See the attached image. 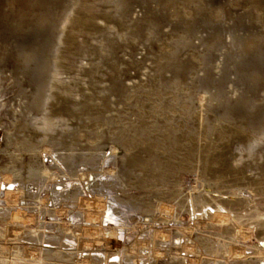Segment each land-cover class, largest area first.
Here are the masks:
<instances>
[{
  "label": "rangeland",
  "instance_id": "obj_1",
  "mask_svg": "<svg viewBox=\"0 0 264 264\" xmlns=\"http://www.w3.org/2000/svg\"><path fill=\"white\" fill-rule=\"evenodd\" d=\"M0 2L22 7L19 17L3 30L8 36L19 38L18 48L11 47V52L17 48L15 55L10 53L7 60L17 61L14 76L19 81L15 82V77L10 76L7 84H44L46 95L43 93L39 99L45 103L43 110L36 114L27 109L28 114L39 118L49 116L51 111L57 149L62 150V142L72 141L77 149L94 154L105 150L110 155L111 148L117 145L128 147L127 161H131L134 173L141 174L137 183L144 185L145 177L147 186L159 181L154 185H164L168 195L175 193L181 200L195 185L199 171L203 174L207 171L206 175L218 176L229 184L234 179L235 161L240 159V155L235 154L238 149L242 146L261 148L257 156L261 165L258 173L264 186V140L254 139L257 134L264 135V0ZM0 75V78L9 76L4 72ZM50 85L53 87L48 93ZM195 105L200 108L199 115H204L203 125L193 115ZM32 131L42 135L47 132ZM199 134L203 137L201 140ZM205 135L217 143L219 151L205 153ZM99 148L102 151L99 152ZM165 148H168L166 154ZM119 153L123 154L124 150ZM161 156L166 157L163 166L155 163ZM250 168L247 167L248 173H251ZM148 175H157L160 179L153 180ZM178 180L183 190L180 193L176 192ZM153 187L141 186L137 191H155ZM241 194L250 196L246 191ZM149 195L151 199L155 197L152 192ZM186 205L182 212L184 217L188 216L184 210ZM159 209L157 212L164 214V207L159 206ZM173 209L177 213V208ZM141 211L133 213V219L128 218L124 223L126 241L127 233H134L132 238H135V232L129 228L135 218L144 217ZM159 222L156 225L159 226ZM108 224L117 223L111 220ZM26 229L12 231V237L16 234L27 237ZM158 238V244L171 243L164 237ZM246 253L250 254L251 249ZM104 258L108 264L127 263L121 262V255L117 253L104 254Z\"/></svg>",
  "mask_w": 264,
  "mask_h": 264
},
{
  "label": "bare ground",
  "instance_id": "obj_2",
  "mask_svg": "<svg viewBox=\"0 0 264 264\" xmlns=\"http://www.w3.org/2000/svg\"><path fill=\"white\" fill-rule=\"evenodd\" d=\"M5 3L0 2V73L4 72L9 76L0 78V228H3L0 230V263L108 264L104 254L117 253L121 255V262L129 264H159L160 261L162 264H264V186L261 184L263 178L258 173L261 165L257 159L261 148L258 150L247 146L249 151L246 146L241 145L239 152L235 153L236 156L240 155V159H236V166L233 165L234 179L229 184L218 176L206 175V170L204 174L199 171L195 185H192L191 190L188 189L189 192L185 190L186 194L181 200L175 193L173 196L170 195L172 193L168 195L163 184V187H159L157 183L154 185L159 181L147 186L145 177V186L139 185L137 180L138 177L141 178V174L134 173L131 161H127L130 156L128 147L117 145L111 148L110 155L105 150L100 152L102 148H99L100 153L94 154L77 149L72 141L62 142L64 146L60 151L57 149L59 145L54 143L55 126L52 125L51 111L49 116L41 118L28 114V107L36 114L43 110L45 103H41L39 99L43 93L46 95L43 92L44 84H7L10 76L15 77V82L19 81L14 76L17 61H7L9 54L17 50L19 38L10 37L3 30L19 17L22 7L20 4L6 6ZM13 46L17 48L11 52ZM52 87L48 86V93ZM6 94L9 96L6 97ZM40 103L41 106L38 105ZM198 109L200 108L194 109L193 115L203 125L204 115H199ZM32 129L47 132L42 135ZM261 134L253 136L257 142L264 140V135ZM207 136L203 139L205 153H216L220 147L218 150L217 143ZM198 137L199 140L203 138L200 134ZM167 143L169 145L170 141ZM256 147H259L258 144ZM121 149L124 150L123 154L119 153ZM166 150L168 148L163 150L164 153H167ZM76 151L83 154H77ZM156 154L159 155L160 152ZM250 157L253 160L248 159ZM110 158L113 160L110 161ZM165 159L161 156L155 163L163 166L166 164ZM247 167H252L251 173H248L251 168L248 171ZM153 169H156L155 166ZM198 170L199 168L196 171ZM115 175L117 178H113ZM152 177L153 180L160 179L157 175L149 176L151 179ZM175 184L179 187H176L177 193L183 191L179 180ZM235 185L239 188L236 189ZM141 186H154L155 191L146 190V195L145 191H137ZM243 191L249 192L250 196H243ZM151 192L155 194L153 199L149 195ZM214 192L218 194H213ZM226 194L227 197L223 196ZM186 203L184 210L188 213V218L182 213ZM159 206L164 207V214L157 212ZM173 208H177V213ZM138 211L144 217L135 218L130 224L129 229L136 235L132 238L134 233H127L129 237L126 241L124 223ZM111 220L117 224H108ZM158 220L161 221L159 226L156 225ZM172 221L174 225L171 226ZM25 227L27 237L18 234L12 237V231ZM158 236L171 243L167 245L165 241L163 244L166 247L158 244ZM249 240L253 242L249 243ZM247 249H251L250 254L246 253ZM1 254L10 258L6 259Z\"/></svg>",
  "mask_w": 264,
  "mask_h": 264
}]
</instances>
